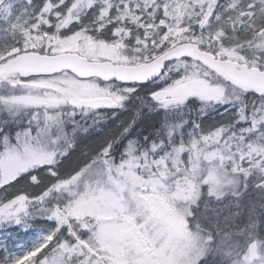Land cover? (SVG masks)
<instances>
[{
    "label": "snow or ice",
    "instance_id": "1",
    "mask_svg": "<svg viewBox=\"0 0 264 264\" xmlns=\"http://www.w3.org/2000/svg\"><path fill=\"white\" fill-rule=\"evenodd\" d=\"M0 264H264V0H0Z\"/></svg>",
    "mask_w": 264,
    "mask_h": 264
}]
</instances>
